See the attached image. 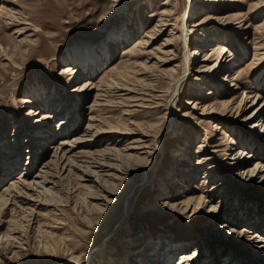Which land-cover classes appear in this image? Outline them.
Listing matches in <instances>:
<instances>
[{
    "label": "rangeland",
    "instance_id": "obj_1",
    "mask_svg": "<svg viewBox=\"0 0 264 264\" xmlns=\"http://www.w3.org/2000/svg\"><path fill=\"white\" fill-rule=\"evenodd\" d=\"M193 3L169 130L186 0H0V264H264V0Z\"/></svg>",
    "mask_w": 264,
    "mask_h": 264
},
{
    "label": "bare ground",
    "instance_id": "obj_2",
    "mask_svg": "<svg viewBox=\"0 0 264 264\" xmlns=\"http://www.w3.org/2000/svg\"><path fill=\"white\" fill-rule=\"evenodd\" d=\"M119 1H121V0H116V2H119ZM187 3H188V8H187V11L185 12V15H183V17H182V20H181V23H180V28L178 29V32H179V35H178V37H179V39H180V41H181V43H182V50H183V58H182V60H181V64H180V70H181V73L179 74V76L173 81V89H172V92H171V94H173V99L170 101V103H169V106H168V102H167V104L165 105V106H161L159 103L158 104H156V106L155 107H157V108H159V107H165V114H164V119L167 121V119H169V130H171V129H173V121H172V119H171V107H172V105L175 103L174 101L176 100V98H177V84L179 85L185 78H187L188 76H189V74H190V72H191V61H190V58L191 57H189V49H188V47H189V43H188V38L190 37V27H192V25L190 24V19L193 17V15H194V13H195V4L193 3V0H188L187 1ZM173 5H174V7L177 5V2L176 1H174L173 2ZM173 9V8H172ZM161 12H160V14H159V16L161 17H163V16H165V17H168L169 16V13L170 12H167L166 10H164V9H161L160 10ZM195 17V16H194ZM163 21V20H162ZM26 25V24H25ZM166 26H170V24L168 23L167 24V21L166 20H164L163 21V25H161V28H164V27H166ZM166 29V28H165ZM174 29V28H173ZM160 30V29H159ZM157 32V31H156ZM20 33H22V32H16V34H20ZM138 43H140V44H142V45H145L144 44V42L142 41V42H138ZM137 43V44H138ZM136 44V45H137ZM140 47H143V46H140ZM144 49V48H143ZM219 49V48H218ZM221 50L219 51V54L221 55L222 53H223V49L222 48H220ZM72 70V69H71ZM66 71H69V69H67ZM176 71V70H175ZM185 81V80H184ZM170 94V95H171ZM52 97V95H50V98ZM170 97L171 96H169V99H170ZM49 100V98H46L45 99V102L46 101H48ZM48 103H50V102H48ZM170 112V115H169V113H167V112ZM34 114H36V115H39V113H38V111H36ZM42 118L40 119V120H36L35 122L38 124V125H34L35 126V128L37 129V131H38V133L39 134H43L44 132H45V128H46V125H44V124H46L45 122L48 120V118L50 117V116H48L47 114L46 115H44V114H42ZM169 116V117H168ZM61 126L62 125H65V124H60ZM262 128V127H261ZM153 142H154V140L153 141H151V143H152V145H153ZM154 146V145H153ZM141 149V148H140ZM143 149V148H142ZM154 149V148H153ZM153 149H152V151H151V154H149L150 156H152L153 155ZM58 150V149H57ZM63 151V150H62ZM57 152V151H56ZM14 153H16L15 151H14ZM64 155L65 154H63V156L59 159V161H61L62 159H63V157H64ZM53 157H55V155L53 156ZM56 159H54V160H57V157H55ZM123 158V157H122ZM125 158V157H124ZM53 159V158H52ZM66 160V159H65ZM123 160V159H122ZM96 163V162H95ZM177 163H179V162H177ZM149 165L145 168V169H148V167H150V165H151V162L150 163H148ZM179 166H176V168L177 167H180L181 166V164L179 163L178 164ZM46 167H48L47 166V164L45 165V168ZM63 168V167H62ZM64 169V168H63ZM129 170L130 169H123V171L121 172V171H119L120 173H125V174H127V173H129ZM58 173V172H57ZM81 174H82V177L80 176V181H90V179H88V177H90V175H96V171L95 170H93V169H90L88 166H85L84 167V170H82L81 171ZM251 174V173H250ZM124 175V174H123ZM85 178V179H84ZM87 178V179H86ZM40 179L42 180V182H40L39 180L37 181H31V183H34V184H31V185H33V187L31 186L30 188L32 189V190H34V188H43L42 186L44 185V183H53V179H57V177H55V176H53V174H51L50 175V178L47 176V174L46 175H43L42 177H40ZM98 179V178H97ZM92 180V179H91ZM170 180H172V179H170ZM174 181L175 180H172V181H170V183L172 182V183H174ZM11 183H15V182H11ZM88 183V182H87ZM176 183H182V181L179 179V180H176ZM220 183V182H219ZM223 183V182H222ZM175 187H178V186H175ZM26 188V187H25ZM15 189V188H14ZM29 189V188H28ZM11 190L12 189H8V191L7 192H11ZM31 190V191H32ZM12 191H14V190H12ZM21 191V190H20ZM15 192V191H14ZM21 193H17V195H20ZM19 197V196H18ZM20 199V198H19ZM155 253V255H153ZM183 255H185V254H183ZM170 256H172L171 254H169V252H167V250L166 249H164V248H162V249H160L159 250V253L158 252H150V253H144L143 255H141L140 256V258L139 259H141V257L143 258H146V261H145V259L144 260H142V261H140L139 259H137V258H135L134 260H131L133 257H131L130 258V260L132 261L131 263L132 264H144L145 262L146 263H150V264H152V263H156V262H158V261H160L161 262V264H168V260H169V258H170ZM196 257V255H194V256H192V257H189L190 258V260L189 259H187V258H185V257H181L180 259H179V261H178V264H187L186 262H192L193 261V258H195ZM130 263V264H131Z\"/></svg>",
    "mask_w": 264,
    "mask_h": 264
},
{
    "label": "water",
    "instance_id": "obj_3",
    "mask_svg": "<svg viewBox=\"0 0 264 264\" xmlns=\"http://www.w3.org/2000/svg\"><path fill=\"white\" fill-rule=\"evenodd\" d=\"M188 0H186V2H187Z\"/></svg>",
    "mask_w": 264,
    "mask_h": 264
}]
</instances>
